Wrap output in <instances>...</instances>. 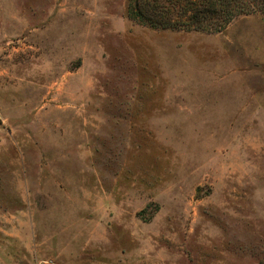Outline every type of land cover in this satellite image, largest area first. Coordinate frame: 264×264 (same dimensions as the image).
Here are the masks:
<instances>
[{
	"label": "rangeland",
	"instance_id": "rangeland-1",
	"mask_svg": "<svg viewBox=\"0 0 264 264\" xmlns=\"http://www.w3.org/2000/svg\"><path fill=\"white\" fill-rule=\"evenodd\" d=\"M128 1L0 0V264H264V13Z\"/></svg>",
	"mask_w": 264,
	"mask_h": 264
},
{
	"label": "trees",
	"instance_id": "trees-1",
	"mask_svg": "<svg viewBox=\"0 0 264 264\" xmlns=\"http://www.w3.org/2000/svg\"><path fill=\"white\" fill-rule=\"evenodd\" d=\"M257 11L264 13V0H129L127 7L128 17L142 25L203 31L222 30Z\"/></svg>",
	"mask_w": 264,
	"mask_h": 264
}]
</instances>
